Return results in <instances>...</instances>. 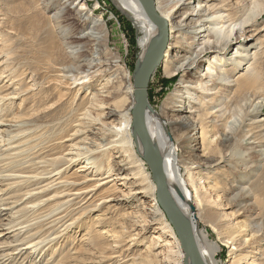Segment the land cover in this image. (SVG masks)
Instances as JSON below:
<instances>
[{"label": "rangeland", "instance_id": "obj_1", "mask_svg": "<svg viewBox=\"0 0 264 264\" xmlns=\"http://www.w3.org/2000/svg\"><path fill=\"white\" fill-rule=\"evenodd\" d=\"M41 1L0 0V121L3 122L0 124V147L3 149L0 154L7 156L8 153H13L10 159L0 161V264H112L116 260L112 258L115 253H112L105 239L97 231L99 216L107 217V225L104 226L118 232L123 231L126 241L135 238L129 241L133 243L130 247V243L123 241V247L119 249L122 250V256L115 264H149L146 259L143 260L145 257L139 256L145 255L142 253L143 248L153 239L152 234L157 232L149 226H152L150 221L155 213L142 209L143 205H150V200L135 197L131 193L133 186L120 180L113 187L108 184L98 188L99 190L91 191L92 194L86 195V199L81 197L73 200L74 204L70 205L71 201L69 204L60 205V202L64 203L70 197L52 195L62 189L71 192L69 189L78 187L59 186L55 184L54 179L59 177L57 182L70 180L74 174L96 178L95 163L93 168L77 173V166L87 161L86 156H80L73 162H63L65 164H61V161L57 168L46 167L41 162L43 157L63 155L69 144H85L93 148L95 139L90 135L89 129L97 130L94 128L100 125L96 120L101 118V110L94 106L98 107L105 101H111L115 102L119 110L124 111L132 101L134 102L128 95L127 86L130 83L135 84V77L139 75L142 67L144 49L139 44L141 32L133 19L121 12L113 0H88L91 10L95 11L97 17L105 18L107 24L108 39L105 42V50L101 51L102 59H114L115 56L119 59L117 66L114 65L106 74L110 79L108 89L113 93L110 97L102 98L100 94H94L95 90L91 86L97 87L99 81L78 91L76 95L75 88H71L75 78H62L52 63H69L71 58L67 59L62 50L61 33L55 25V18L51 17L55 9L44 10ZM153 1L156 7L157 0ZM248 4L251 25L246 29L242 28V18L239 23L243 31L241 35L253 38L244 39L242 43L246 45L260 42L259 51L251 58L255 64L254 71L259 76L252 93L264 97V0H251ZM160 35L161 32L158 31V38ZM197 44L198 40L193 42V49H196ZM237 46L240 44L233 47ZM210 56L214 57L216 53L208 52L203 60ZM111 72H114V75H111ZM237 76L234 74L233 77ZM163 77V74L155 69L149 82L147 105L151 109L159 110L176 86L177 79L169 80ZM163 80L170 82L164 86ZM227 105L228 115L219 121L217 126L204 125L206 135L199 140V149L195 150L194 154L185 152V143L180 141L178 134L170 127L174 132L173 142L178 148L180 174L187 180L189 190H193L192 181L199 188L203 205L196 211L195 220L207 238V243L213 248L218 246L214 257L216 263L264 264V193L256 191L251 200L244 201L241 197L231 196L229 186L233 183L248 185L259 172L264 173V145L256 150L252 147V142L248 143L247 140L244 146L239 144L240 139L246 138V129L264 117V103L263 112L260 113H255L254 106H251L252 115L248 117L246 113L250 111V107L246 109L245 104H241L240 94ZM86 110L92 117L87 121L92 120L95 123L83 125L80 134L71 139L67 134L73 133L71 130L77 126V116ZM132 110L133 108L131 114ZM113 119L115 123L122 122L126 115ZM227 119L231 120L232 124H226ZM130 124L134 128L132 116ZM6 132L14 135L18 150L4 151L6 146H2V137H8ZM200 132L202 129L197 128L190 132V135L196 137ZM253 133L251 131L247 135L249 141H252L250 136ZM226 134L232 135L231 139L225 140ZM262 134L264 139V124ZM64 138L69 140L65 141ZM206 147L208 149H205ZM248 149V155L243 158L253 165L251 167L246 168V164L242 163L237 165V170L232 171L227 165L222 166L224 162L214 168L208 166L225 157L224 154L228 151ZM139 154L145 163V174L150 175L143 182L148 186L151 184L150 180L155 183L152 171L145 152ZM147 154L149 155L148 149ZM238 156L239 154L236 155ZM102 160L104 171L101 174H104L111 158L104 156ZM215 171L220 174L214 177ZM189 172L192 175L188 178ZM95 181H86L84 186H89ZM213 182L216 183L215 186H212ZM110 194L121 196L124 201L121 204L118 201L101 203V198ZM98 202L101 203L100 206H94ZM35 204L40 205L32 207ZM55 208L60 210L55 211L54 216L52 214L42 218L43 213L46 215ZM124 215L128 218L123 219ZM63 217L64 220L60 222ZM69 225L71 227L68 229ZM31 235L34 237H30ZM30 239H33V242L39 239L44 242L33 247L32 242L26 243ZM230 239L233 240V245L238 247V250H232V253L230 244H226ZM95 242L99 244L100 249L95 250L89 260L84 252Z\"/></svg>", "mask_w": 264, "mask_h": 264}, {"label": "bare ground", "instance_id": "obj_2", "mask_svg": "<svg viewBox=\"0 0 264 264\" xmlns=\"http://www.w3.org/2000/svg\"><path fill=\"white\" fill-rule=\"evenodd\" d=\"M113 2L121 12L133 19L141 32L139 44L144 49L143 58H141L142 65L145 56L158 42L157 33L160 30L148 17L139 0H113ZM248 2L250 3L251 0H198L197 3L196 0H157L156 6L168 22L171 41L168 40L170 43L168 42L163 51L159 52L158 65L155 69L163 74V79L177 80L173 92L163 101L159 110L146 106L145 122L163 165L166 177L164 198L173 204L189 224L205 264H217L214 257L218 246L213 248L210 243H207V238L202 234L198 221L195 220L196 211L203 205V200L197 184L191 180L193 190H189L187 180L180 174V165L177 160L178 148L173 142V136L176 132L180 141L186 145L185 152L194 154V151L199 149V140L206 135L204 125L207 127L217 126L219 121L228 115L227 103L232 102L233 98L236 99L238 94H240L241 104H245L246 109L250 107V111L246 113L247 117L252 115L251 106H254L255 113L263 112L264 97L261 94L252 93L259 76L254 71L255 64L251 58L259 51L260 42L244 45L242 41L251 39L253 36L241 35L243 31H241L239 23L242 18V25H244L242 28L246 29L251 25ZM41 3L42 8L46 11L55 9L51 17L55 18V25L61 33L62 50L67 59L71 58L69 63L52 62L58 69L59 75L62 78H75L76 81L71 83V88H75L76 95L79 93L78 91L99 81L97 87L91 86L95 90L94 94H100L102 98L110 97L113 93L111 89H108L110 79L106 77V74L111 71L114 65L117 66L119 58L115 56L114 59H102L101 51L105 50V42L108 39L105 18L97 17L95 11L89 7L88 0H42ZM196 40H198V44L196 49H193V42ZM236 44H240V46L234 48L233 46ZM208 52H214L216 56H210L203 60ZM234 74L238 76L234 78ZM111 75H114V72H111ZM135 78L136 83L138 76L136 75ZM127 91L130 99L132 98L131 100L134 102L132 101L124 111L119 110L115 102L111 101H105L106 103H101L98 107L94 106L101 110V118L96 120L100 125L98 128H94L97 130L89 129L90 135L95 139L93 148L85 144H69L70 146L65 149L63 155L42 158L41 162L46 167L57 168L61 161V164H65L63 162H73L80 156H86L87 161L79 163L77 166L79 167L76 169L77 173L93 168L95 163L96 173L94 175L96 178L79 177L78 174H74L70 180L64 179L57 182L58 177L54 179L56 185L78 188L69 189L71 192H65V189H62L52 196L67 195L70 199L64 203L60 202V205L69 204L72 201L71 205L74 204L73 200L81 197L86 199V195L92 194L91 191H96L104 185L110 184L113 187L120 180L129 183L133 186L134 190L131 193L135 197L151 201L149 206L143 205L142 209H149L155 213L154 218L150 221L152 226L151 224L149 226L157 232L152 234L153 239L143 248L142 253L145 255L139 257H145L143 260L146 259L149 264H185L183 263L185 252L180 238L177 233L175 234L173 225L156 198V183L150 180V185L143 184L150 175L145 174V163L141 160L139 153L145 152L147 159L149 155L143 140L136 132L135 127L132 128L130 124L132 116L130 112L135 103V84L130 83L127 86ZM97 102L99 101L97 100ZM88 113L89 111L86 110L77 116L75 126L78 127L73 128L71 130L73 133H68V137L74 139L76 134H80L83 125L95 123L92 120L87 121L92 118ZM119 115H126V119L115 123L113 118ZM79 121L80 123H78ZM0 124L3 122L0 121ZM226 124H232V121L227 119ZM263 124L264 117L247 128L246 138L240 139L239 144L244 146L247 140L248 143L252 142L253 148L259 150L264 145ZM197 128L202 129L200 135L191 136L190 132ZM251 131L254 133L250 136L252 141H249L247 135ZM5 135L8 137H2V146H6L4 151L18 150L14 135H10L9 132H6ZM231 137L232 135L226 134L224 139L229 140ZM68 140L69 138L65 139V141ZM0 150L3 149L0 147ZM237 152L228 151L224 154L225 157L208 166L214 168L224 162L222 166L227 165L228 169L232 171L237 170V165L242 163L246 164V168L253 166L243 158L248 155L249 149ZM237 154H239L238 157H236ZM12 156L13 153H8L7 156L0 154V161L10 159ZM104 156L110 157L111 163H108L105 173L101 174L104 171L101 166ZM218 174H220L219 171H215L214 177ZM191 175L189 172L188 178ZM18 177L39 178L38 176ZM90 180L96 181L89 186H84V182ZM215 185L216 183L213 182L212 186ZM229 186L231 196L241 197L244 201L251 200L256 191L264 193V173L259 172L248 185L233 183ZM83 194L85 195L83 196ZM121 199V196L110 194L102 197L101 203L118 201L121 204L124 201ZM101 203L98 202L94 206H100ZM40 204H35L32 207H39ZM60 205L58 207H61ZM57 210L60 208L50 210L46 215L43 213L41 216L42 218L50 216ZM97 218V231L105 239L104 241L112 253H115L112 256L116 259L112 264H115L122 256L120 253L122 250L119 249L123 247L124 232L104 226L107 225V217L99 216ZM122 218L126 219L128 216L124 215ZM70 227L71 225L67 228ZM134 239L132 237L125 241L130 243L129 241ZM40 240L33 242V239H30L26 243L32 242L31 245L36 247L38 243L44 242ZM226 244H230V253L232 250H238V247L233 245V240H228ZM130 245L133 243H130L129 247ZM99 249V244L95 242L84 254L90 260V255L95 254V250L99 251ZM95 263L97 264V262ZM189 264H193L192 260L189 261Z\"/></svg>", "mask_w": 264, "mask_h": 264}, {"label": "water", "instance_id": "obj_3", "mask_svg": "<svg viewBox=\"0 0 264 264\" xmlns=\"http://www.w3.org/2000/svg\"><path fill=\"white\" fill-rule=\"evenodd\" d=\"M146 14L152 22L159 28L161 35L153 49L147 54L140 69L135 83V103L132 110V122L136 132L143 140L149 152L147 160L152 171L153 180L156 183L157 200L166 213L170 223L173 225L184 248L185 264L192 260L193 264H205L201 258V253L197 248L193 232L180 212L170 201L164 198L165 173L162 161L153 144L145 122V110L148 104V86L151 76L158 65L159 52L165 48L169 40V26L167 20L159 14L153 0H139Z\"/></svg>", "mask_w": 264, "mask_h": 264}, {"label": "trees", "instance_id": "obj_4", "mask_svg": "<svg viewBox=\"0 0 264 264\" xmlns=\"http://www.w3.org/2000/svg\"><path fill=\"white\" fill-rule=\"evenodd\" d=\"M168 82H170V81L163 80V85L165 86Z\"/></svg>", "mask_w": 264, "mask_h": 264}]
</instances>
